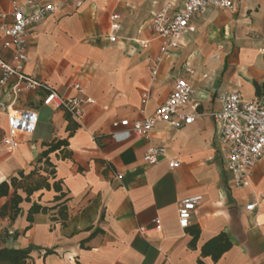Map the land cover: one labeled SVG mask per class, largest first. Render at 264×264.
<instances>
[{"label": "crops", "instance_id": "crops-1", "mask_svg": "<svg viewBox=\"0 0 264 264\" xmlns=\"http://www.w3.org/2000/svg\"><path fill=\"white\" fill-rule=\"evenodd\" d=\"M12 1L0 0L5 15L0 23L11 21ZM36 1L58 7L28 32L25 72L40 85L21 92L14 106L34 110L38 122L10 150L2 142L7 127L0 109V181L32 170L46 148L42 143L67 139L71 157L50 154L63 197L57 200L58 192L41 189L20 203L14 221L0 218V233H8L3 246L32 247L30 264H264V223H256L264 217V154L250 185L234 187L207 114L219 107L218 97L227 90H238L246 99L264 97H257L252 85L264 79V0H233L232 10L208 6L193 17L194 31L162 57L154 76L161 40L148 30L149 19L167 4L182 9L185 0ZM3 54L9 58V52ZM177 77L193 88L180 110L194 114L191 123L157 124L146 138L116 134L123 127L113 126L114 121L152 114ZM73 82L82 93L71 87ZM49 91L93 100L83 104L71 137L65 113L42 105ZM149 146L165 147V158L145 163ZM169 159L179 166L169 168ZM194 194L201 201L181 228L178 202ZM254 199L257 207L246 210ZM5 201L0 198V206ZM33 202L46 209L33 213L29 222ZM223 233L230 247L213 259L223 238L208 241Z\"/></svg>", "mask_w": 264, "mask_h": 264}, {"label": "built area", "instance_id": "built-area-1", "mask_svg": "<svg viewBox=\"0 0 264 264\" xmlns=\"http://www.w3.org/2000/svg\"><path fill=\"white\" fill-rule=\"evenodd\" d=\"M210 5L232 10L233 0H185L180 10H172L170 4H167L152 14L147 28L154 37L161 40L160 56L156 57L151 68L153 76L162 57L175 49L185 35L194 31L193 17L203 14ZM57 7L54 3L40 4L36 0H13L11 21L0 23V109L5 116L7 127L2 142L10 150L18 147L20 136L31 135L38 122V115L34 110L14 106L21 92L34 90L40 85L33 75L25 72L29 62L27 35L31 27L53 14ZM0 17L4 18L5 15L0 13ZM108 39L114 41L115 37L110 35ZM4 51L9 52V58H5ZM12 77L14 82L10 83ZM71 87L78 93L83 92L77 82L71 83ZM192 93L191 83L184 77H177L172 91L152 114L133 121H114L113 126L123 127L116 134L123 138L130 135L146 138L157 124L178 128L191 123L194 114L180 110L188 105ZM3 96H7V100ZM146 99L144 96L141 102L144 104ZM218 101L219 107L207 114L212 118L218 134L219 150L225 159V170L234 187H248L253 170L264 154V97L246 99L238 90H227L219 95ZM92 102L91 98L66 97L49 91L42 105L68 113L73 121L79 123L83 104ZM191 107L195 111L197 104H192ZM164 158L163 146H149L143 156L147 164H157ZM167 164L169 168L179 166L175 159H169ZM201 198V195L194 194L180 199L177 208L179 227L186 228L189 225L192 213ZM257 205L258 201L254 199L247 203L245 208L253 211ZM155 223L158 224L159 221L156 219ZM256 223H264V217Z\"/></svg>", "mask_w": 264, "mask_h": 264}, {"label": "trees", "instance_id": "trees-1", "mask_svg": "<svg viewBox=\"0 0 264 264\" xmlns=\"http://www.w3.org/2000/svg\"><path fill=\"white\" fill-rule=\"evenodd\" d=\"M254 94L257 97L264 95V79L261 82L257 80L252 81ZM65 120L67 122L68 137H71L77 124L72 120L70 114L65 113ZM46 146L36 158V165L28 173L19 170L16 175L10 176L6 180L0 181V198L5 197L6 201L0 206V218H6L12 222L20 213V203L23 201H30V196L41 189H53L59 195L55 198L60 199L63 197L60 182L55 180L56 168L50 159V154L55 153L61 159L71 157L69 143L67 139H55L49 143H42ZM51 181V182H50ZM23 194V195H22ZM46 208L33 202L28 210L27 220L32 221V214L44 211ZM66 206L61 203L60 212L64 213ZM28 228V226L26 227ZM8 236L7 232L0 233V264H30L32 257V247L15 248L3 246L5 237ZM13 236H17L15 233ZM223 238V246L219 248L218 253L213 256L216 259L219 254L230 247V242L223 234H219L208 242L218 241ZM207 242V243H208ZM206 243V244H207ZM205 244V245H206ZM204 245V246H205ZM204 249V248H203ZM204 251V250H203ZM52 249H45V254L52 253Z\"/></svg>", "mask_w": 264, "mask_h": 264}]
</instances>
